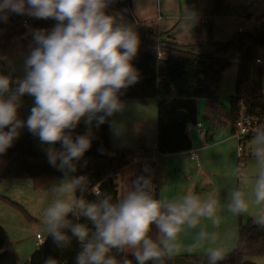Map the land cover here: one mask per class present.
<instances>
[{"label":"clouds","instance_id":"obj_1","mask_svg":"<svg viewBox=\"0 0 264 264\" xmlns=\"http://www.w3.org/2000/svg\"><path fill=\"white\" fill-rule=\"evenodd\" d=\"M117 3L119 0H0V24L8 23L12 14L55 22L51 29L25 23L31 43L21 63L23 75L13 78L0 72V155L26 129L44 146L50 165L65 173L75 172L74 162L92 146L93 130L125 110L122 91L140 79L132 63L140 38L136 25L126 19L128 10H116ZM25 96L33 103L27 117L21 119ZM81 124L82 133L77 131ZM110 127L114 136L124 131L115 120ZM253 143L254 155L264 165V128L257 130ZM83 182V177H75L50 191L74 192ZM254 197L256 204H264V169L258 173ZM217 204L215 198L202 200L196 195L162 202L142 187L115 203L110 196L91 202L54 196L43 211V225L57 248L67 247L71 237L76 238L80 251L75 264H118L110 255L113 249L132 250L137 264H146L159 260L163 251L177 249L175 242L183 226L195 228L201 218L217 224ZM248 207L241 191L231 194L227 208L233 215L247 213ZM70 216L85 218L92 228L74 223ZM254 222L264 228V214ZM152 225L163 236L159 242L149 237ZM205 235L202 231L198 238ZM207 254L210 264L225 258L219 246L209 248ZM44 264H57V260L49 256Z\"/></svg>","mask_w":264,"mask_h":264},{"label":"trees","instance_id":"obj_2","mask_svg":"<svg viewBox=\"0 0 264 264\" xmlns=\"http://www.w3.org/2000/svg\"><path fill=\"white\" fill-rule=\"evenodd\" d=\"M114 8L127 9L126 18L135 24L131 0H119ZM25 17L12 14L9 20L17 22ZM54 23L52 20H39L37 27L51 29ZM3 34L4 28L0 25V47L4 45L1 43ZM139 38V51L132 63L138 70L140 79L136 84L122 91L121 100L134 99L141 105H146L149 99L156 100L158 135L154 153L159 156L192 150L193 141L188 126L199 123L198 99H205L206 108L216 119H220L225 106L219 100V85L223 72L232 64L237 66V79L235 94L231 98V121L234 120L240 101L252 110H264L262 82L264 65H257L254 61V49L264 44V30L241 33L236 41L225 45L219 44L218 51L225 54L222 57L212 53L197 54L189 51L167 35L156 33L153 29L146 30L143 35H139ZM159 49L166 52L165 58H157ZM180 110L185 112L181 120L177 117ZM111 121L112 117L109 118V123L93 130L91 148L84 157L74 162L76 171L68 173L50 165L45 152L35 151L32 135L26 132L5 154L0 155V181L29 179L34 189L38 190L52 179L83 177L84 182L76 189V198L90 202L110 196L111 201L115 203L137 187L147 191L149 172L142 170L138 163L126 157L124 155L126 151L119 152L112 148ZM77 131L81 133L85 131L83 124ZM251 138L253 137L249 139ZM100 149H103V154ZM115 173L121 174V191L113 176ZM95 187H98L99 195L95 192ZM152 197L160 200L158 188ZM0 199L23 211L26 217L32 218L19 204L2 195ZM69 218L74 223H86L92 228L91 223L83 217ZM69 235L71 236V233ZM149 237L157 242L163 238L155 225H152ZM79 251L80 245L75 237H71V243L64 248H57L52 239L46 237L27 264H44L49 256L56 259L57 264H75V257ZM0 252H2L0 264H21L8 233L2 226H0ZM255 254H264V228L252 223L251 220L244 223L239 218L237 246L231 252L224 253L225 258L218 264H253L246 259ZM110 255L115 257L118 264H124L125 261H129V264H137L132 250L113 249ZM185 258L210 264L207 253L185 256ZM146 264H173V256L163 251L159 260L147 261Z\"/></svg>","mask_w":264,"mask_h":264},{"label":"rangeland","instance_id":"obj_3","mask_svg":"<svg viewBox=\"0 0 264 264\" xmlns=\"http://www.w3.org/2000/svg\"><path fill=\"white\" fill-rule=\"evenodd\" d=\"M131 8L132 13L137 16L138 22L135 21V25L138 35H143L146 30L153 29L156 33L167 35L178 45L197 54L212 53L218 57L225 56L223 52L218 51L217 46L219 44L225 45L234 42L241 33L264 30V0H131ZM200 17H208L209 24L198 26L197 22ZM27 19L29 25L38 28L36 25H38L39 20L28 17ZM127 20L131 23L130 19ZM21 21L12 22L9 20L8 23L1 24L4 28L1 43H4V45L0 47V58H2L0 59V72L9 74L13 78L23 75L21 63L27 51L24 50V46H19L21 38H25V36L31 38L30 35L26 34L27 29ZM239 28H242L243 31L239 32ZM254 53L255 55L264 56V45H258L254 49ZM9 62H11V67ZM236 79L237 66L232 64L223 72L218 91L219 100L225 106L228 115H230L231 98L236 90ZM262 82L264 92V75ZM23 101L24 106L19 113L21 119L27 117L29 114L28 109L33 103L32 98L28 96H25ZM122 101L126 104L125 110L112 117V120L122 125L124 131L118 136H114L113 130H111L112 148L119 152H136L140 147V143L145 140L144 143L147 149L154 153L158 135L156 100L149 99L146 105H141L134 99H122ZM197 114L198 120L202 125L204 124L206 130L210 123L206 119L208 114L206 113V100L203 98L197 100ZM226 122L225 125L217 127L213 144L212 140H207L205 132H200L195 126L190 131L193 143L197 141L196 146L198 148L193 149V151L198 154L201 168L212 175L208 186L209 188L216 187L215 190L205 188L207 190H203L204 192H200V194L203 195L211 191L212 197L218 201V213L221 217L227 219L230 217L227 205L231 202V194L235 191H241L249 205L247 213L241 214V220L244 223L251 220L252 223L256 224L255 219L260 214H264V204H256L254 186L258 173L264 169V165L254 155L253 138L246 140V157L243 158V165H241L242 160H239L238 154V137L235 134V136L230 134L233 122L229 119ZM225 127H227L226 131H224ZM26 132V129L21 130L20 138ZM229 135H231L230 139L223 140ZM19 139L14 142V145ZM32 140L35 151L45 152L44 146L40 145L38 139L32 136ZM203 145V149H200V146ZM176 154L160 155V157H171ZM182 155L179 156L178 154L174 157H186L184 154ZM180 172L182 176L180 174L179 177L183 180H180L179 183V178H176V183L172 187H167L162 192V196L159 194L160 201L175 202L178 198L177 195H179L177 194L178 191L186 185L188 187L189 184H192L186 178L189 179V176L198 177V173L193 170L190 162H187L185 177H183L182 168ZM113 176H115L119 191H121V174L115 173ZM70 180L72 179H61L60 181L67 183ZM22 181L31 182L29 179L1 182L0 195L22 206L32 218L26 217L23 211L0 199V224L8 230L11 237H25L28 243L34 245L31 240L36 239L37 233L45 238L47 237L43 225V211L51 203L53 197H57V195L52 194L49 188L42 189V187L35 190L33 183L27 186L26 182ZM61 194L58 198H76V190ZM180 199H182V195L179 197ZM185 230L186 228L183 226L182 231L177 236L175 242L177 249L172 253L164 251L166 254L173 256V258L183 257L185 255L180 253L181 250L184 248L191 249L193 245L198 246L201 241L209 238L207 236L199 239L198 230L192 229L188 233ZM190 237H195L196 241H187ZM228 242H230L229 239L220 242L224 244L223 251L225 254L235 249L237 244L236 242L235 245L231 246V242ZM35 249L37 250V247ZM20 254V263L27 264L29 258H27V253L21 251ZM246 260L253 264H264V254H255L249 256Z\"/></svg>","mask_w":264,"mask_h":264},{"label":"crops","instance_id":"obj_4","mask_svg":"<svg viewBox=\"0 0 264 264\" xmlns=\"http://www.w3.org/2000/svg\"><path fill=\"white\" fill-rule=\"evenodd\" d=\"M133 14V18L134 20H137V16H135L134 13ZM21 21V20H20ZM13 24V23H11ZM1 25V24H0ZM37 26V25H36ZM25 27V26H24ZM8 28V26H7ZM31 43V38H27L25 36V38H21L20 41V45L21 47L24 46V50L28 51L29 49V44ZM126 102H130V101H126ZM231 112V111H230ZM206 113L208 114L206 119L209 120V126L206 128L204 127V124L202 125L201 129H197L200 132H205L206 138L207 140L210 139L213 141V139L215 138V135L217 134L216 129L219 125H225L227 122V120H231L230 115L227 114L226 112V108L223 110V112L221 113L220 119H216L215 116H213V114H211V112L206 108ZM199 121V120H198ZM200 122V121H199ZM201 123V122H200ZM227 127L224 128V131H226ZM230 134L232 136L234 135V131H233V127L231 126L230 128ZM231 135H229L228 137H225L223 140H228L231 138ZM193 141V140H192ZM145 140L143 141V147L145 151H149V149H147V147L145 146ZM215 141L212 142V144ZM196 143H193V147L192 150L196 148H198L196 146ZM202 145V144H201ZM208 146V145H207ZM200 149H203V146H200ZM179 156H183L182 154H184V156L186 157H174L176 155ZM166 155V154H164ZM176 155H172L171 157H160V165L158 166V170H157V188L159 191L160 196H162V192L165 191V189L167 187H172L175 183H176V178H179V183L181 182L180 180H183L179 177V175L181 174L180 169L182 168V172H183V177H185V169L187 167V162H190L193 170H195V172H197L198 177L194 178L189 176L186 180H190L192 182V184H189V186L187 187V185L183 188H181L180 191H178L177 195L178 198L176 199V201H179V197L182 195V198L185 195H196L199 198H201L202 200L204 199H208V198H213L212 194L206 193L201 195L200 192H204L203 190H207L212 188V190L216 187L212 186L209 188L208 186V182L211 180L212 175L207 172L204 171L201 168V164L199 163V157L198 160H193L190 157V151L188 152H181V153H177ZM170 167V168H169ZM160 176V179H159ZM182 176V174L180 175ZM61 179H52L49 182H47L42 189H47L49 188V190L54 186V185H61L64 184L63 181H60ZM5 181V180H3ZM3 181H0L3 182ZM22 182H26L27 186H29L30 184H32V181H22ZM205 185V186H203ZM207 188V189H205ZM221 190V188H220ZM213 192V191H212ZM48 193V192H47ZM53 194V193H52ZM55 195H57V197H60L62 194L61 193H55ZM161 200V197H160ZM230 217H228L227 219H224L223 217L220 216V214L218 213V211L216 212V219H217V224H213L211 220L206 219V218H201L200 223L197 225V227L195 228H189L187 225H185L186 228V233H188L189 231L193 230H198L197 232L200 233L202 231H204L206 233L205 237L209 236L208 239H204L203 241L200 242V244L198 246L193 245V247L191 249H183L180 251V253L182 255L185 256H190V255H198V254H204L207 253V250L211 247H224L223 243H220L221 241H226L227 239L230 240V245L233 246L235 245L237 241V237H238V232H239V218H241V215H233L231 212L229 213ZM238 219V221H237ZM0 226H2L0 224ZM4 227V226H2ZM5 228V227H4ZM6 229V228H5ZM8 236L18 254L19 260H20V253L21 251L23 253H27V263L28 260L30 259L31 255L34 253V251L36 250L35 247L38 248L37 246V239H32L31 242L33 241L34 245H31L30 243L27 242L25 237H21V238H17V237H11L9 235L8 230L6 229ZM232 237V238H231ZM35 241V242H34ZM187 241H193L195 242L196 239L195 237H190ZM199 241V240H198ZM209 246V247H207ZM237 246V244H236ZM235 247V246H234ZM183 256V257H185Z\"/></svg>","mask_w":264,"mask_h":264},{"label":"built area","instance_id":"obj_5","mask_svg":"<svg viewBox=\"0 0 264 264\" xmlns=\"http://www.w3.org/2000/svg\"><path fill=\"white\" fill-rule=\"evenodd\" d=\"M22 25L25 23L29 25L27 17L21 19ZM198 26H203L209 24L208 17H200ZM243 29L239 28V32ZM264 45V44H263ZM166 56V52L163 49H159L157 53L158 59H163ZM254 61L257 65L264 64V56L255 55ZM234 134L238 137V154L239 160H242L241 165H243V158L246 156V140L250 137H254L258 129L264 128V110L262 109H250L243 101L238 103V107L233 120ZM194 125L188 126V131L190 132ZM197 129L202 128V124L199 122L195 125ZM143 144L140 143V147L136 152H125L124 155L128 157L132 162L138 163L142 170L149 172V188L146 192L150 195L156 193L157 190V170L158 163L160 161V156L156 153H150L143 149ZM190 157L193 160H198V154L196 151H190ZM95 192L99 193L98 187H95ZM37 246L44 243L45 237L40 233L36 234Z\"/></svg>","mask_w":264,"mask_h":264},{"label":"water","instance_id":"obj_6","mask_svg":"<svg viewBox=\"0 0 264 264\" xmlns=\"http://www.w3.org/2000/svg\"><path fill=\"white\" fill-rule=\"evenodd\" d=\"M185 116V112L183 110L178 111L177 117L179 120L183 119ZM2 252H0V255ZM173 264H202L193 260H189L185 257H174L173 258Z\"/></svg>","mask_w":264,"mask_h":264}]
</instances>
